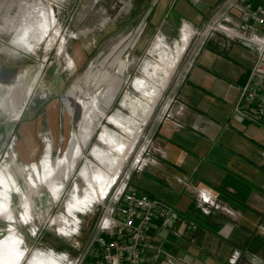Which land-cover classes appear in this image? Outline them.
<instances>
[{"label": "rangeland", "instance_id": "374dc122", "mask_svg": "<svg viewBox=\"0 0 264 264\" xmlns=\"http://www.w3.org/2000/svg\"><path fill=\"white\" fill-rule=\"evenodd\" d=\"M136 1L0 0V263L65 264L47 249L53 219L100 201L113 173L130 170L135 186L147 166L136 159L184 110L181 88L211 39L193 34L179 58L177 44L204 22Z\"/></svg>", "mask_w": 264, "mask_h": 264}, {"label": "crops", "instance_id": "0c3cea01", "mask_svg": "<svg viewBox=\"0 0 264 264\" xmlns=\"http://www.w3.org/2000/svg\"><path fill=\"white\" fill-rule=\"evenodd\" d=\"M220 1L158 0L157 7L170 5L175 17L194 27ZM254 57L238 42L212 37L181 88L180 117L158 127L145 154L150 164L132 175L139 190L171 204L180 216L174 227L180 235L157 224L149 230L143 254L148 258L160 248L157 264L171 257L184 264H229L236 251L237 264H264V124L232 117ZM46 244L75 254L59 237L47 235Z\"/></svg>", "mask_w": 264, "mask_h": 264}, {"label": "built area", "instance_id": "2783aa9c", "mask_svg": "<svg viewBox=\"0 0 264 264\" xmlns=\"http://www.w3.org/2000/svg\"><path fill=\"white\" fill-rule=\"evenodd\" d=\"M193 32L194 37L203 41L222 35L254 53L253 65L234 104L232 117L264 124V0H221L203 27L193 29ZM142 152L136 159L140 170L150 163L146 156L143 158L148 151ZM128 171L119 173L100 201L89 203L87 209H83L86 205L81 206L71 218L66 209V214L53 219L57 237L69 238V246L75 251L74 254L63 250L56 258L65 264H157L160 248L148 258L143 254L149 242V230L157 224L162 231L180 235L177 229L174 230L180 216L171 204L131 184ZM209 198L205 196V199ZM88 213V216L95 215V219L90 225L89 237L83 241V234L88 235L89 232L86 226L90 218L83 215ZM186 223L191 228L197 227L193 220ZM37 233L34 230V235ZM47 249L53 253L60 252L51 246ZM239 254L236 251L229 264H237ZM90 256L95 260L89 262ZM166 264L184 263L171 257Z\"/></svg>", "mask_w": 264, "mask_h": 264}, {"label": "bare ground", "instance_id": "6f19581e", "mask_svg": "<svg viewBox=\"0 0 264 264\" xmlns=\"http://www.w3.org/2000/svg\"><path fill=\"white\" fill-rule=\"evenodd\" d=\"M193 34L194 33H192V31L191 30H189L188 28H185V29H183V32H182V36H183V38H184V40H185V46L183 47V49L182 50H180V47H179V45L177 44V52H178V58L182 55V52H184L185 50H187V48H188V45L190 44V41H191V39H192V37H193ZM175 65H178V62H177V60L175 61ZM174 70V69H173ZM172 71V70H171ZM171 71H168L167 73V76L163 79V81L165 82V86H166V84H167V82H169V77H170V73L169 72H171ZM171 79V78H170ZM163 82V83H164ZM164 88V87H163ZM146 93V92H145ZM159 94V93H158ZM160 95V94H159ZM155 103V102H154ZM120 125H121V123H120ZM119 125V126H120ZM131 132H133V130L131 131ZM135 134V136L138 138V136H139V133L138 132H133V135ZM116 175L117 174H113L112 175V177L113 178H111V180L109 181V183H113L114 182V180H115V178H116ZM2 181V180H1ZM2 211H4V210H2ZM6 213V212H5ZM2 260V259H1ZM2 262H4V261H2ZM5 263V262H4ZM0 264H2V263H0ZM11 264V263H10Z\"/></svg>", "mask_w": 264, "mask_h": 264}, {"label": "snow or ice", "instance_id": "6c2138e0", "mask_svg": "<svg viewBox=\"0 0 264 264\" xmlns=\"http://www.w3.org/2000/svg\"><path fill=\"white\" fill-rule=\"evenodd\" d=\"M42 164H43L44 168L47 169V167H48L47 159H45V161H42ZM0 210H3L2 204H0ZM21 218L24 219V217H21ZM25 222H27V221H25Z\"/></svg>", "mask_w": 264, "mask_h": 264}]
</instances>
